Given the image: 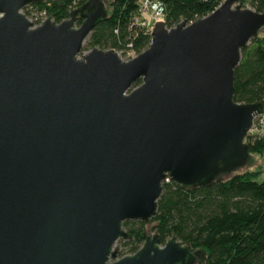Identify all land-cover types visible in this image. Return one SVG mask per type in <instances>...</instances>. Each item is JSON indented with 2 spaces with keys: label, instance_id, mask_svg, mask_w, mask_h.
I'll return each mask as SVG.
<instances>
[{
  "label": "water",
  "instance_id": "obj_1",
  "mask_svg": "<svg viewBox=\"0 0 264 264\" xmlns=\"http://www.w3.org/2000/svg\"><path fill=\"white\" fill-rule=\"evenodd\" d=\"M242 1L155 23L123 62L82 53L101 0L35 28L20 12L44 0H0V264H192L199 252L176 239L121 258L114 245L124 222L156 216L165 179L200 187L245 164L263 105L235 103L233 75L264 13Z\"/></svg>",
  "mask_w": 264,
  "mask_h": 264
},
{
  "label": "trees",
  "instance_id": "obj_2",
  "mask_svg": "<svg viewBox=\"0 0 264 264\" xmlns=\"http://www.w3.org/2000/svg\"><path fill=\"white\" fill-rule=\"evenodd\" d=\"M87 0H44L30 5L43 11L58 24ZM110 9L106 18L92 28L82 46V53L92 49L113 50L124 55H138L147 49L148 30L135 23L142 0H101ZM161 6L164 26L172 29L211 14L222 0H147ZM242 8L264 13V0H243ZM29 7L24 9L27 16ZM81 23L77 19L75 26ZM234 69L233 101L237 104L263 105L264 114V29L240 51ZM139 82L134 87H137ZM248 154H264V138L245 139ZM259 171L235 174L208 185L187 188L168 180L157 200L156 216L149 221L152 235L161 244L172 239L203 254V264H264V181L256 179ZM144 223L122 224L128 240L118 242V258L134 254L144 243Z\"/></svg>",
  "mask_w": 264,
  "mask_h": 264
},
{
  "label": "built area",
  "instance_id": "obj_3",
  "mask_svg": "<svg viewBox=\"0 0 264 264\" xmlns=\"http://www.w3.org/2000/svg\"><path fill=\"white\" fill-rule=\"evenodd\" d=\"M24 9L20 13H22L26 17V19L32 24V28L39 26L45 19H47L43 11L37 12L29 7L28 9L29 15L26 16L24 14ZM134 22L139 23L141 26L145 27L148 30V32L151 31L155 23L164 24L161 6L156 2L142 0L139 4L138 14L135 17ZM117 55L119 59L123 62L129 61L136 56L130 52L124 55L117 53ZM248 136L264 138V114H262L259 117H256L253 120L252 126L248 132ZM167 182L168 179H165L164 183Z\"/></svg>",
  "mask_w": 264,
  "mask_h": 264
},
{
  "label": "rangeland",
  "instance_id": "obj_4",
  "mask_svg": "<svg viewBox=\"0 0 264 264\" xmlns=\"http://www.w3.org/2000/svg\"><path fill=\"white\" fill-rule=\"evenodd\" d=\"M104 4V9L106 11L107 14H110V9L107 7L106 3ZM253 171H259L260 174L257 177V181L258 182H262L264 181V154L262 156H255V155H251L248 154L247 156V160L245 162V164L236 171V173H243V172H253ZM231 175H225L224 177H222V179H225L227 177H229ZM152 224H147L144 226V233L146 235V237H150L153 232H152ZM118 242H122V241H117L114 245V250L118 251V249L120 248ZM118 258V256H117ZM203 259L204 256L201 253H198L197 256H195V258L193 259L192 264H203Z\"/></svg>",
  "mask_w": 264,
  "mask_h": 264
}]
</instances>
